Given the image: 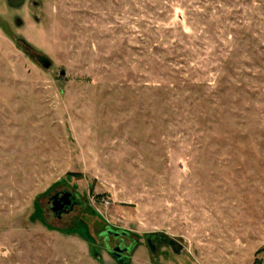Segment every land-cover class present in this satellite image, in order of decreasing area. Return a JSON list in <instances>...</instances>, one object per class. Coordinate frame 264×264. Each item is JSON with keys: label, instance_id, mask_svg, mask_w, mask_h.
I'll return each instance as SVG.
<instances>
[{"label": "rangeland", "instance_id": "1", "mask_svg": "<svg viewBox=\"0 0 264 264\" xmlns=\"http://www.w3.org/2000/svg\"><path fill=\"white\" fill-rule=\"evenodd\" d=\"M106 228L264 264V0H0V264H117Z\"/></svg>", "mask_w": 264, "mask_h": 264}, {"label": "flooded vegetation", "instance_id": "2", "mask_svg": "<svg viewBox=\"0 0 264 264\" xmlns=\"http://www.w3.org/2000/svg\"><path fill=\"white\" fill-rule=\"evenodd\" d=\"M65 195H71V194L68 193L66 194L65 192H58L55 196L51 197L48 203L50 206V210H52L55 205H58V203L61 202V200ZM70 200H71V204H73L72 211L69 212L70 208L63 209L60 212L61 214L59 216L56 215L59 219H63V217L74 212V210L77 207H81L82 203L80 202L79 199L70 198ZM100 238L103 239L104 246L110 255H112V253L115 252L117 259L125 262V264H128L130 260V255L133 253L137 245V241L133 238L131 234L123 231L112 230L111 228H106L105 231H103L100 234ZM145 244L147 249L150 250L151 254L153 253L157 254L158 250L161 247H167L171 250H176L178 248L177 243L168 240L163 236H158V235L146 237ZM117 264L119 263L117 262Z\"/></svg>", "mask_w": 264, "mask_h": 264}, {"label": "water", "instance_id": "3", "mask_svg": "<svg viewBox=\"0 0 264 264\" xmlns=\"http://www.w3.org/2000/svg\"><path fill=\"white\" fill-rule=\"evenodd\" d=\"M8 1V5L11 7V8H14V9H17V8H20L24 5L25 1L26 0H7ZM37 62L45 69V70H49L51 67H52V62L47 59L46 57L44 56H38L37 57ZM61 76H65V73H62ZM70 198H75L74 196L72 195H65L63 197V199L61 200V202L58 203V205H55L52 209V212L54 213V215L56 216H59L61 213V211L65 208H70L69 209V212L72 211L73 207L71 204V200ZM59 213V214H58ZM56 216V217H57ZM152 255H156L155 253H153ZM119 264H125V262L123 261H120L119 259H117V256H116V253L113 252L112 255H111Z\"/></svg>", "mask_w": 264, "mask_h": 264}]
</instances>
